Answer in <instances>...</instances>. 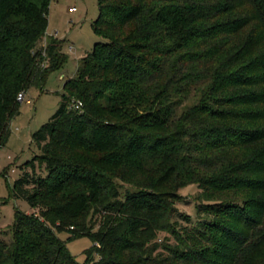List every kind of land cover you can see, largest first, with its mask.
Wrapping results in <instances>:
<instances>
[{"label":"trees","instance_id":"1","mask_svg":"<svg viewBox=\"0 0 264 264\" xmlns=\"http://www.w3.org/2000/svg\"><path fill=\"white\" fill-rule=\"evenodd\" d=\"M50 2L0 0V149L17 95L63 60L55 38L39 46ZM97 5L103 41L32 133L11 189L32 213L15 210L0 264H78L67 243L82 237L83 264H264V0ZM193 184L194 224L174 204Z\"/></svg>","mask_w":264,"mask_h":264},{"label":"rangeland","instance_id":"2","mask_svg":"<svg viewBox=\"0 0 264 264\" xmlns=\"http://www.w3.org/2000/svg\"><path fill=\"white\" fill-rule=\"evenodd\" d=\"M75 8V11H70ZM98 16L97 0H51L48 9V26L43 40L46 44L50 37L60 42L59 54L63 57L60 66L50 72L43 91L32 88L25 93L26 99L19 104V114L10 122V137L0 149V238L11 239L14 212L32 213L31 207L23 199L13 198L11 189L14 181L20 177L24 164L38 154V148L32 142V133L39 130L57 111L62 94L65 93V81L73 78L82 59L91 51L96 42L103 39L97 37L92 23ZM29 99V103L26 100ZM5 175H4V174ZM201 190L195 184L181 188L174 201L178 215L188 216L192 224L197 220L195 207L199 201ZM94 218L92 221L94 222ZM183 225L188 224L179 219ZM60 238L65 240L66 233ZM159 246L174 244L173 235L160 231L156 238ZM91 241L82 237L67 243L70 254L78 264H83L84 252L91 247ZM167 255L164 249L152 253V257ZM97 259V256H94Z\"/></svg>","mask_w":264,"mask_h":264},{"label":"built area","instance_id":"3","mask_svg":"<svg viewBox=\"0 0 264 264\" xmlns=\"http://www.w3.org/2000/svg\"><path fill=\"white\" fill-rule=\"evenodd\" d=\"M70 11H75V8H71ZM45 45H46V44H43V46H45ZM25 99H26V96H25V93H24V92H21V93H19V94L17 95V100H18L19 102H24ZM26 102L29 103V102H30L29 99H27ZM79 105H80V103L75 104V107L78 108Z\"/></svg>","mask_w":264,"mask_h":264}]
</instances>
